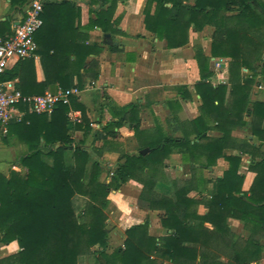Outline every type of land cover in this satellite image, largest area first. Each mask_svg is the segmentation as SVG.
Wrapping results in <instances>:
<instances>
[{
  "label": "trees",
  "instance_id": "trees-1",
  "mask_svg": "<svg viewBox=\"0 0 264 264\" xmlns=\"http://www.w3.org/2000/svg\"><path fill=\"white\" fill-rule=\"evenodd\" d=\"M10 1L19 7L29 2ZM117 1L102 0L101 6L106 7L90 10L94 16L84 26L73 2H46L43 24L34 35L36 58L17 60L0 79H16L15 86L24 95L53 91L56 88L51 86L55 85L82 89L84 76L96 79L99 74L98 60L92 57L87 61V57L96 56L102 48L97 43L87 44V35L81 34L80 28L118 32L113 18ZM143 14L145 28L164 39L169 48L185 45L190 28L200 31L206 25L213 27L210 56L199 46L194 54L199 72L194 84L201 99L199 114L180 120L173 113L175 124L169 134L159 123L152 130H141L139 106L131 103L121 108L116 120L92 131L85 107L72 95L70 105L59 103L50 114L26 111L21 120L11 121L1 137L7 141L13 135L25 146L17 158L24 172L10 169L7 175L0 173V241L15 240L19 250L0 257V264H77L79 256L88 253L97 264H258L262 258L264 88L253 99L251 94L254 84L264 85V0H147ZM11 33L9 23L0 22V38ZM211 57L227 59L226 83H211ZM37 63L42 71L40 80ZM175 89L180 99L191 98L186 86ZM174 104L178 109L177 100L170 102V107ZM70 108L81 112L73 128L69 127ZM125 122H130L139 150L122 152L123 161L109 171V180H101L104 165L97 157L102 150L86 147L85 140L91 135L93 141L109 142L116 136L114 128ZM236 127L247 129L251 137H233L231 131ZM211 129L220 134H208ZM76 131L81 133L79 137ZM143 148H148L144 154L139 152ZM226 149L236 153L225 154ZM66 151H71L72 164L65 162ZM172 152L181 155L191 178L168 177L164 161ZM244 154L250 156L248 169L255 173L246 191L242 189L244 176L239 173ZM43 155L51 157L50 164ZM219 157L228 161V168L214 181L204 179L202 170ZM130 179L142 185L137 204L160 211V224L167 232L158 237L149 235L146 219L126 228L123 245L108 252V193ZM159 181L170 186V195L154 189ZM198 183L211 184L203 187L208 194L203 201L188 195L198 189ZM76 194L86 198L79 214L81 222L72 203ZM200 202L206 208L204 214L197 213ZM228 217L243 223L246 237L230 231ZM221 253L227 257L225 261L218 259Z\"/></svg>",
  "mask_w": 264,
  "mask_h": 264
},
{
  "label": "crops",
  "instance_id": "crops-1",
  "mask_svg": "<svg viewBox=\"0 0 264 264\" xmlns=\"http://www.w3.org/2000/svg\"><path fill=\"white\" fill-rule=\"evenodd\" d=\"M61 2L63 0H48ZM47 1V2H48ZM79 8V21L81 26L88 23L89 18L93 17L90 10H98L105 8L101 6L102 0H68ZM147 0H118L114 11L113 18L116 20V29L118 32L109 33L111 35V43L107 44L103 41V33L100 28L93 29L80 28L81 34L87 35L86 43H97L102 49L96 56L87 57L89 61L92 57L98 60L99 74L96 79L88 76L83 77L84 86L78 94V101L85 107V112L89 120L93 123L92 131L100 130L106 122L116 120L122 113L121 108L131 103L139 106V128L141 130H152L155 124L159 123L166 133H171V128L175 124L174 115L180 120H190L199 114V105L201 99L196 94L194 84L199 80V72L197 63L194 58L196 47H201L203 53L210 56L211 32H209L210 40L208 52L204 48L200 38L213 28L209 25L203 27L202 30L196 31L192 28L188 31V41L185 45L169 48L164 39L157 38L152 32L148 31L144 25L143 9ZM27 5V4H26ZM26 5L19 7L12 5L10 0H0V22L9 23L10 30L13 31L15 25L19 22L24 14ZM116 48V49H112ZM211 69L213 75L211 77L212 84L226 83L228 79V63L226 58L211 57ZM219 61L220 67L217 68L215 63ZM12 64L11 66H13ZM10 66V67H11ZM246 69H243V71ZM37 76L42 79V71L37 63ZM16 82V79H15ZM184 85L191 94V98L182 100L175 89V86ZM58 86H51V89ZM263 89L264 85H253L251 98L253 99L259 89ZM178 101L179 108L174 104L170 107V102ZM72 119L69 117V127L73 128L74 124L79 122L76 119L81 117L78 109L70 108ZM247 123L249 118H244ZM264 128V120L262 123ZM116 136L109 138L104 143L103 140L93 141L92 136H88L84 145L88 148H101V155L98 160L104 165L110 167L116 166L118 162H122L120 158L122 152H137L139 149L138 142L134 136V130L130 126V122H125L119 128H114ZM176 132L174 134H178ZM208 134L217 136L220 134L217 130L211 129ZM76 136H80L79 131L75 132ZM231 135L235 138H250L248 130L236 127L231 131ZM255 140V138H254ZM124 145V151L122 146ZM127 144L133 146L128 148ZM264 151V145L261 147ZM122 151V152H121ZM225 154H235L232 149L224 150ZM94 157L91 158V161ZM43 160L51 163L50 156L43 155ZM250 161L249 155H242L239 165V173L244 176L242 189L248 190L255 173L248 169ZM66 164H72L71 151L65 153ZM165 172L169 178L189 179L192 173L189 166L182 162L181 155L172 152L165 159ZM91 163V162H90ZM24 172V169L15 160H9L4 164H0V173L8 174L10 169ZM18 166V167H17ZM228 168V161L219 157L215 164L202 170V177L214 181L220 177ZM103 170V172H104ZM110 171V170H109ZM101 180H109L108 173ZM198 189L192 190L188 195L199 201H203L208 197L206 188L209 185L196 184ZM142 185L130 179L122 184L118 189H111L108 193L109 204L106 209L108 228L107 251L111 252L115 248L122 246L125 239V229L131 225L138 224L148 219V234L158 237L164 235L167 230L161 226L157 214L158 210H148L137 204L138 195ZM205 187V189L203 188ZM154 189L161 194L170 195L171 188L167 183L157 182ZM75 213L79 222L83 220L79 217L81 211L86 204V198L76 194L72 198ZM197 213L204 214L206 208L200 202L197 206ZM118 217V218H117ZM131 221V222H129ZM227 224L232 233L237 236L246 237L247 231L243 227V223L232 217L227 218ZM109 225V226H108ZM211 228L209 223L205 224ZM19 250L17 241L13 240L9 243L0 241V257L9 255ZM220 261H225L223 255H219ZM165 264V263H164ZM258 264H264L262 257Z\"/></svg>",
  "mask_w": 264,
  "mask_h": 264
},
{
  "label": "built area",
  "instance_id": "built-area-1",
  "mask_svg": "<svg viewBox=\"0 0 264 264\" xmlns=\"http://www.w3.org/2000/svg\"><path fill=\"white\" fill-rule=\"evenodd\" d=\"M47 1L29 0L23 16L12 33L5 38H0V75L19 59L36 58L37 43L34 35L43 24L41 14L43 5ZM215 66L219 68L220 62L217 61ZM79 93L80 89L77 87H57L43 94L24 95L16 88L15 79H0V135H5L8 132L9 123L13 120H21L26 111L50 114L59 103L70 105V97L78 96ZM68 117L73 118L71 110L68 112ZM76 120L80 121V118ZM13 168L15 169L14 166Z\"/></svg>",
  "mask_w": 264,
  "mask_h": 264
},
{
  "label": "rangeland",
  "instance_id": "rangeland-1",
  "mask_svg": "<svg viewBox=\"0 0 264 264\" xmlns=\"http://www.w3.org/2000/svg\"><path fill=\"white\" fill-rule=\"evenodd\" d=\"M212 30H213V28L209 29L208 33H206L205 36H202L200 38V41L202 42L204 48H206L207 52H208V47H209L208 45L210 43V40L207 37H209V32H211ZM243 72L246 73L245 70ZM120 145L122 146V150L124 151L125 150L124 145L123 144H120ZM127 145H128V148L133 146L132 144L131 145L127 144ZM24 149H25V146L23 144H20L19 142H17L13 135L8 136L7 141L3 140L1 135H0V164H4L7 161L9 162V160H15L24 151ZM105 167H106V170H104L102 177H104L105 174L108 173L109 170H112L115 166L110 167L107 164H105ZM157 215H159V214H157ZM109 216L110 215L108 214V217ZM129 222H131V221H129ZM220 255H223V253H221ZM223 257L225 259L226 256L223 255ZM262 257H264V253H263ZM164 263L170 264L167 261H164ZM77 264H97V263L94 259V256L92 254L88 253V254H84V255L79 256Z\"/></svg>",
  "mask_w": 264,
  "mask_h": 264
},
{
  "label": "water",
  "instance_id": "water-1",
  "mask_svg": "<svg viewBox=\"0 0 264 264\" xmlns=\"http://www.w3.org/2000/svg\"><path fill=\"white\" fill-rule=\"evenodd\" d=\"M103 41L107 44H110L112 41H111V35L109 33H103ZM148 151V148H143L141 149L139 152L144 154Z\"/></svg>",
  "mask_w": 264,
  "mask_h": 264
}]
</instances>
